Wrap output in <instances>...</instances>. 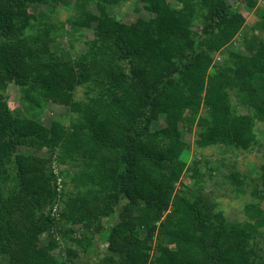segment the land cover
Returning <instances> with one entry per match:
<instances>
[{
	"label": "trees",
	"instance_id": "obj_1",
	"mask_svg": "<svg viewBox=\"0 0 264 264\" xmlns=\"http://www.w3.org/2000/svg\"><path fill=\"white\" fill-rule=\"evenodd\" d=\"M257 124L264 0H0V264H264V163L234 159ZM192 128L222 147V191L179 159Z\"/></svg>",
	"mask_w": 264,
	"mask_h": 264
},
{
	"label": "rangeland",
	"instance_id": "obj_2",
	"mask_svg": "<svg viewBox=\"0 0 264 264\" xmlns=\"http://www.w3.org/2000/svg\"><path fill=\"white\" fill-rule=\"evenodd\" d=\"M169 2L173 3V0H168ZM230 3H232V5L234 6L236 0H228ZM260 5V3H259ZM66 5L62 4L61 2H59L57 4V8L62 11V12H68L65 9ZM258 7V6H257ZM121 8V13L124 15L123 21H132L135 17V13L133 12V10L131 9V7L128 5V3H124L122 6H120ZM259 8H263V7H259ZM44 9V6L42 5L40 7V10ZM116 9V8H115ZM257 9V8H256ZM254 9L251 13H249L246 16V22L247 24L252 23L253 21L257 20V10ZM36 8H32L30 7L28 9V12L31 14L35 13ZM247 26V25H246ZM248 31V29L242 30L239 33V36H237L238 38L236 39L237 42H233L231 43L228 47H226L225 52L227 53L228 51H236L238 52V54H244L245 50L244 48H242L239 43L238 40L239 38L241 39L242 34L246 33ZM80 35H82V38L84 40H88L92 38V30H84L82 31V33H79ZM82 44L79 46V48L72 50V53L75 54L78 51L82 50ZM224 52V53H225ZM226 56V54H224ZM222 56V55H221ZM220 55H216L214 57V62H218L221 59ZM6 94L9 97V101H8V105L9 107H15V108H20V96L17 92L16 86L10 84L7 88H6ZM65 103H62L60 101L55 100V102L50 103L49 105L46 106V108L43 109V111L41 112L42 115L39 119V116L37 117L38 120L42 121L43 124L47 123L48 120L53 116L58 114V116H61L62 114H66L67 112V107L64 105ZM23 109V108H22ZM240 112H243L242 109H239ZM182 138L185 142H187V144L189 145L188 149H185L181 152L179 159L182 160L185 164H189L192 158H200L202 159V163L201 166H199V169L201 172L206 173L208 168L206 167V165H210L211 168L214 170L213 176L211 179H205V183H204V188L206 191L208 190H213L214 192H218V191H222L223 189V184L221 183L222 181V176L228 173V169L226 167H219L218 164L220 162V155L222 153V147H218V146H214V147H207L204 149H200L195 147L194 144V130L193 128L191 130H187V129H182ZM256 132V136L259 139V143L261 144L260 146L257 147H253L251 150L249 151H245V152H237L234 153V159L235 160H239L238 164L241 163V161L243 162V164L240 166V171L245 173L247 171L252 172L253 174H258V169H257V165L264 163V125L262 124H257V127L255 129ZM45 152V151H43ZM41 154H43L41 152ZM208 160V163H204V161ZM210 162V163H209ZM212 163V164H211ZM186 185H190L191 180L189 178H183L182 180ZM176 187H178V185H176ZM74 236H77V233H74ZM65 244L69 243H65V241H62L61 243V248L56 250V252L54 253L55 258H60V257H64L63 252H62V247H64ZM101 248H103V245L100 246ZM84 259L81 258V261L79 259V264H84L83 263Z\"/></svg>",
	"mask_w": 264,
	"mask_h": 264
}]
</instances>
